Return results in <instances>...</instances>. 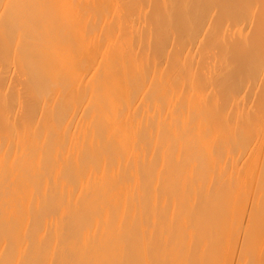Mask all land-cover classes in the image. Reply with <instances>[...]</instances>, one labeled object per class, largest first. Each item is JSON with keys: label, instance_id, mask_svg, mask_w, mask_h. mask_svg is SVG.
Masks as SVG:
<instances>
[{"label": "bare ground", "instance_id": "6f19581e", "mask_svg": "<svg viewBox=\"0 0 264 264\" xmlns=\"http://www.w3.org/2000/svg\"><path fill=\"white\" fill-rule=\"evenodd\" d=\"M145 241L264 264V0H0V264Z\"/></svg>", "mask_w": 264, "mask_h": 264}, {"label": "rangeland", "instance_id": "374dc122", "mask_svg": "<svg viewBox=\"0 0 264 264\" xmlns=\"http://www.w3.org/2000/svg\"><path fill=\"white\" fill-rule=\"evenodd\" d=\"M120 242H121V241H120ZM143 242H144V241H143ZM143 242L141 241L140 244L143 245ZM154 242H157V243H158V240H157V241H154ZM159 242H160V241H159ZM81 243H82V242H81ZM84 243L86 244V245H85L86 247H85V248L82 247V250L88 248V245H87L88 243H86V242H84ZM100 243H101V246L99 245ZM105 243H106V242H105ZM107 243H108V242H107ZM107 243L104 244V242H103V245H105V247L109 246L108 249L110 248V245H113V244L115 245L114 248L117 247L116 244H115L116 242H115V243H111V241H109V244H110V245H109V244L107 245ZM117 243H118V242H117ZM132 243H133V242H131L130 245H131ZM138 243H139V242H138ZM145 243H147V245H148V242L145 241ZM149 243H150V242H149ZM161 243H162V241H161ZM161 243H160V244H161ZM166 243H167V242H166ZM91 244L93 245L94 243H93V242L90 243V247H92ZM95 244L99 247V248H98L99 250L103 247L102 242H99V244L96 242ZM122 244H124V243L122 242ZM122 244H121V245H120V244H117V245L122 246ZM125 244H126V243H125ZM128 244H129V243H128ZM133 244L136 245L135 242H134ZM152 244L155 245L153 242H152ZM160 244L158 243L157 245L159 246ZM164 244H165V242H163V245H164ZM167 244H168V243H167ZM167 244H165L166 247L168 246ZM172 244H174V245H172ZM179 244H180V243H176L177 247L179 246ZM76 245H80V244L77 243ZM106 245H107V246H106ZM135 245H134V246L131 245L129 248H132V249H135V248H136L135 250H138V249L141 248L142 250H138V251H135V250H134L137 254H135V253L131 254L130 252H127V251H128V247H127V248H126V249H127V251H126L127 254H126V255H128V253H130L128 256L132 255V258H133V256H134V258L137 256V257L135 258V260L133 259V261H137V263H139V264H142V263L144 264V262H145V260H146V259H145V256H148V255L152 254V252L154 253V251L159 250V249H160V250L158 251L157 254H159L160 252H162V251H161L162 248L158 247L157 245H156V246L158 247V249H157L156 246H155V247H156L155 249H153L154 247H152V248L150 249V247H151L150 244H149L150 246H149V245H148V246H147V245H144L143 247H142L141 245H139V246L137 245V246L139 247V248L137 249V246L135 247ZM153 245H152V246H153ZM161 245H162V244H161ZM171 245H172V247L174 246V247L176 248L175 243H171V244L169 243V247H170ZM60 246H61V245H60ZM62 246H63V245H62ZM64 246H65V245H64ZM64 246H63V248H64ZM72 246H73V245H72ZM80 246H83V245H80ZM80 246H79V248L77 247L78 250L80 251V252H78V254L73 253V254H71L72 256H71V255H70L69 257H68V256H66V257L64 256L63 258H64L65 260H67V261L69 260V262H70L71 264H72V262L74 263V261H75L74 264H76V263L79 264L80 262L78 263V260L80 261V260H81V257H82V258L84 257L83 259H86V260H87V259H88V260H89V259H91V260L93 259L92 261L95 262V263L102 262V263H100V264H105V263L108 264L109 261H110V264H111V262H112L113 264H114L115 262L121 263V260H120V259L123 260V262H122L123 264H127V263H129V264H133V263L136 264L135 262H133V263H132V261L130 262V259H132V258H129V257H128V258H129V259H128L127 256H125V257L128 259L129 262H126L127 260L125 261L126 258H120L119 256H118V259H119V260H117V256H116L117 253L115 254V256H114L113 253H115L118 249L114 250L113 247H112V250H114L115 252L112 253V251H109V250L106 248L105 250H106V251H109V253H108V252L106 253V251H105V253L103 252L104 255H103V253H102V254L99 253L100 251H99V252H97V251L94 252V251H95L94 249H97V248H94V249L88 248V251L86 250L87 252H85V251H84V252H85V253H88V252H89V253H90V252H91V253H95V255H94L95 257H89L88 255L92 256L93 254H91V253L89 254V253H88V255H87L88 258H87L86 256L83 255V254H85V253H83V252H82L83 254L81 253ZM126 246H129V245H126ZM132 246H133L134 248H133ZM140 246H141V247H140ZM146 246L149 248V251H150L149 253H148V250H147L148 248H147ZM180 246H182V243H181ZM183 246L185 247L184 244H183ZM183 246H182V248H184ZM189 246H190V245H189ZM74 247H75V246H74ZM93 247H94V245H93ZM93 247H92V248H93ZM95 247H96V246H95ZM100 247H101V248H100ZM144 247H145V249L147 250L148 255H146V254H145V256L142 255V256H141V257H142L141 259H143V261H142V260L139 259L138 254H140V252L143 254V248H144ZM162 247H164V246H162ZM166 247H164V248L166 249ZM174 247L171 248V249H174ZM186 247H187V246H186ZM191 247H192V246H191ZM60 248H61V247H60ZM72 248H73V247H72ZM75 248H76V247H75ZM117 248H118V247H117ZM178 248H179V247H178ZM187 248H188V247H187ZM90 249H91V250H90ZM122 249H123V248L121 247V250H122ZM124 249H125V248H124ZM152 249H153L154 251H153ZM78 250H77V251H78ZM89 250H90V251H89ZM92 250H94V251L92 252ZM110 250H111V248H110ZM129 250H130V249H129ZM151 250H152V251H151ZM166 250H168V249H166ZM103 251H104V250H103ZM119 251H120V249H119ZM123 251H125V250H123ZM131 251H132V250H131ZM134 251H132V252H134ZM144 251H145V250H144ZM169 251H170V250H169ZM110 252H111V253H110ZM164 252H165V250H164ZM164 252H163V253H160V254H162V257H163V258L160 256V254L158 255V257H159V256L161 257V258H159V260L161 259L160 261H162V259H163V261H164V260L167 258V259H169V260L166 259L167 262L173 259V261L171 262V264H177V262H178V264H182V263H181V260H180V259L182 258L181 256H180V259H179L180 261H178V259H176V258H179L178 255H177V257L174 259V257H173L172 254H175V255H176V253H172V250H171V253H172V254H171L170 256H169V255H168V256H169L170 258H171V256H172V259L168 258V256L166 257V255H165V259H164V256H163V255L167 253V252H165V253H164ZM69 253H71V252H69ZM69 253H67V255H69ZM79 253L82 254V255L79 256ZM96 253H99V254H100V255H97L98 258H97V256H96ZM122 253H123V252H122ZM155 253H156V252H155ZM74 254L76 255V257H77V255H78V257H80V258H79V259L74 258V256H75ZM106 254H107V255H106ZM108 254H110V255H108ZM119 254L121 255L120 252H119ZM119 254H118V255H119ZM123 254H124V253H123ZM157 254H152V255H155V256H156ZM168 254H170V253H168ZM186 254L189 255L188 253H185V254H182V256H185V260L187 259V261H189V259H188L189 256H187V258H186ZM102 255H103V256H102ZM105 255H106V256H105ZM124 255H125V254H124ZM124 255H123V256H124ZM135 255H136V256H135ZM152 255H150V256H152ZM175 255H174V256H175ZM53 256H56V257H55V258H54V257L51 258V263H52V260H53V259L55 260L58 256L60 257L59 254H58V255H55V254H54ZM99 256L103 257V259L100 258ZM121 256H122V255H121ZM139 256H140V255H139ZM59 257H58L55 261L59 260ZM61 257H62V255H61ZM70 257H71V259H72V262H71V260H70ZM85 257H86V258H85ZM106 257H107V258H106ZM109 257H110V258L113 257V258L110 259ZM114 257H115V258H114ZM130 257H131V256H130ZM152 257H153V256H152ZM152 257H149V256H148V257H147V262H148V263L145 262V264H152L153 262H154V264H158V263L160 262V261L157 262L158 258H156V257H153V258H152ZM63 258H60V259L63 260ZM67 258H68V259H67ZM73 258H74L75 260H73ZM95 258H96V259H95ZM104 258H105V259H104ZM148 258H150V262H151V260H156V259H157V260H156V261H153L152 263H150L149 260H148ZM151 258H152V259H151ZM154 258H155V259H154ZM189 258H190V257H189ZM192 258H193V257L191 256V260H192ZM194 258H195V256H194ZM194 258H193V259H194ZM83 259H82V260H83ZM107 259H110V260L107 261ZM144 259H145V260H144ZM182 259H184V258H182ZM54 260H53V262H54ZM76 260H77V261H76ZM86 260H84V261H86ZM91 260H90V262H91ZM96 260H97V261H96ZM111 260H114V261H111ZM138 260H139V261H142V262H138ZM175 260H176V261H175ZM191 260L189 261V264H190V263L192 264V262L194 263V261H195L196 259L193 260V261H191ZM67 261H64V260H63V261H61V262H59V263H58V262H54L53 264H55V263H57V264L62 263V264H63L64 262H67ZM104 261H105V262H104ZM119 261H120V262H119ZM187 261H185V262L183 261L184 264H185ZM69 262H68V264H70ZM81 262H83V261H81ZM90 262H88L87 264H90ZM165 262H166V261H165ZM167 262H166V263H167ZM173 262H174V263H173ZM83 263H84V262H83ZM95 263H93V264H95ZM118 263H116V264H118ZM163 263H164V262H162V264H163ZM166 263H165V264H166ZM168 263H170V262H168ZM187 263H188V262H187ZM187 263H186V264H187ZM195 263H196V262H195ZM195 263H194V264H195ZM65 264H67V263H65ZM84 264H85V263H84ZM91 264H92V263H91ZM160 264H161V262H160Z\"/></svg>", "mask_w": 264, "mask_h": 264}]
</instances>
